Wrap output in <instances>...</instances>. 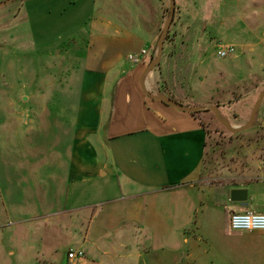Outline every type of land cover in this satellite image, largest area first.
I'll return each mask as SVG.
<instances>
[{
    "label": "rangeland",
    "instance_id": "rangeland-1",
    "mask_svg": "<svg viewBox=\"0 0 264 264\" xmlns=\"http://www.w3.org/2000/svg\"><path fill=\"white\" fill-rule=\"evenodd\" d=\"M149 1L161 8L146 65L156 56L171 4ZM122 3L127 19L139 13L131 0ZM174 3L160 62L151 69L166 90L161 95L170 93L188 106H216L232 126L245 124L264 89V0ZM97 11L91 0H13L0 6V23L8 21L19 35L14 46H0V264H59L75 248L60 222L65 191L74 194L72 202L81 195L95 202L108 185L109 177L84 176L74 186L65 180L76 115L72 91L78 85L71 76L82 68L72 60L84 53ZM223 44L234 45V52L220 57ZM197 117L209 130L201 183L237 185L264 176V98L254 125L239 133L227 131L211 110Z\"/></svg>",
    "mask_w": 264,
    "mask_h": 264
},
{
    "label": "crops",
    "instance_id": "crops-1",
    "mask_svg": "<svg viewBox=\"0 0 264 264\" xmlns=\"http://www.w3.org/2000/svg\"><path fill=\"white\" fill-rule=\"evenodd\" d=\"M131 1L139 13L127 19L123 0H91L98 11L84 53L72 60L82 68L71 76L78 85L65 180L109 178L95 202L82 195L72 202L65 191L66 240L85 251L80 264H264V231L229 226L233 212H264V176L200 182L207 145L200 119L159 100L154 73L142 77L161 7ZM0 24V46H14L17 30ZM232 188L247 189V201L232 202Z\"/></svg>",
    "mask_w": 264,
    "mask_h": 264
},
{
    "label": "water",
    "instance_id": "water-1",
    "mask_svg": "<svg viewBox=\"0 0 264 264\" xmlns=\"http://www.w3.org/2000/svg\"><path fill=\"white\" fill-rule=\"evenodd\" d=\"M13 0H2L0 1V6L1 5H5L9 2H11ZM170 14L167 17L165 24L161 30V33L158 37V47H157V51H156V56L154 57V59L152 61L149 62L148 65H146V67L143 70L142 73V77L144 75H146L147 73H149L151 71V69L158 65V63L160 62V58H161V53H162V49H163V41L165 36L168 33L169 27H170V23L172 21L173 18V12H174V0H171L170 2ZM148 94L153 95L151 93L148 92ZM157 98L159 100H161L162 102L171 105L179 110H183L186 112H190V113H194V112H198V111H203V110H211L215 116V118L225 127V129L231 133H238L241 132L243 130L249 129L250 127H252V125H254L255 122V116H256V111L257 108L259 107V105L261 104L263 98H264V89L261 90V92L258 95V98L255 102V104L252 107V110L250 112L249 118L247 120V122L243 125H238V126H232L231 124H229V122L227 120H225L224 118H222L217 110L216 106H186L180 102H177L174 99L168 98L167 96H157ZM263 125H264V120H263ZM247 189L245 188H232L230 190L229 193V199L232 202H239V203H243L247 201Z\"/></svg>",
    "mask_w": 264,
    "mask_h": 264
},
{
    "label": "built area",
    "instance_id": "built-area-1",
    "mask_svg": "<svg viewBox=\"0 0 264 264\" xmlns=\"http://www.w3.org/2000/svg\"><path fill=\"white\" fill-rule=\"evenodd\" d=\"M234 52V45L223 44L218 46V55L224 57ZM141 53H145L142 50ZM130 60L137 61L134 55L128 56ZM229 226L233 230H246V231H264V212L255 210H245L242 212H233L229 216ZM85 257V251L82 248H70L65 253L64 264H80L81 260Z\"/></svg>",
    "mask_w": 264,
    "mask_h": 264
},
{
    "label": "trees",
    "instance_id": "trees-1",
    "mask_svg": "<svg viewBox=\"0 0 264 264\" xmlns=\"http://www.w3.org/2000/svg\"><path fill=\"white\" fill-rule=\"evenodd\" d=\"M152 58L153 57H151L150 58V61L152 60ZM160 88H161V90L163 91V92H165L166 93V90L163 88V86H160ZM165 90V91H164ZM168 98H171V99H174V100H176L177 102H180L179 100H177L172 94H170V93H168L167 95H166ZM203 111H207V110H203ZM201 111H198V112H194L193 113V115H195L196 117H197V113H200ZM200 123H201V126L205 129V131H206V133H208V129H207V127H206V125L203 123V121L200 119ZM260 126L263 128V124L261 123L260 124ZM264 129V128H263Z\"/></svg>",
    "mask_w": 264,
    "mask_h": 264
},
{
    "label": "flooded vegetation",
    "instance_id": "flooded-vegetation-1",
    "mask_svg": "<svg viewBox=\"0 0 264 264\" xmlns=\"http://www.w3.org/2000/svg\"><path fill=\"white\" fill-rule=\"evenodd\" d=\"M262 124H263V121H262ZM253 126V125H252ZM251 128V127H250ZM263 128H264V125H263ZM239 133V132H238Z\"/></svg>",
    "mask_w": 264,
    "mask_h": 264
},
{
    "label": "bare ground",
    "instance_id": "bare-ground-1",
    "mask_svg": "<svg viewBox=\"0 0 264 264\" xmlns=\"http://www.w3.org/2000/svg\"><path fill=\"white\" fill-rule=\"evenodd\" d=\"M230 124V123H229Z\"/></svg>",
    "mask_w": 264,
    "mask_h": 264
}]
</instances>
